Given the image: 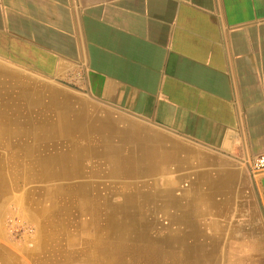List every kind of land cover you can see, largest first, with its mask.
Masks as SVG:
<instances>
[{"label": "crops", "instance_id": "obj_1", "mask_svg": "<svg viewBox=\"0 0 264 264\" xmlns=\"http://www.w3.org/2000/svg\"><path fill=\"white\" fill-rule=\"evenodd\" d=\"M263 154L264 0H0V264H264Z\"/></svg>", "mask_w": 264, "mask_h": 264}, {"label": "built area", "instance_id": "obj_2", "mask_svg": "<svg viewBox=\"0 0 264 264\" xmlns=\"http://www.w3.org/2000/svg\"><path fill=\"white\" fill-rule=\"evenodd\" d=\"M251 168L255 174L264 173V154L252 160Z\"/></svg>", "mask_w": 264, "mask_h": 264}, {"label": "bare ground", "instance_id": "obj_3", "mask_svg": "<svg viewBox=\"0 0 264 264\" xmlns=\"http://www.w3.org/2000/svg\"><path fill=\"white\" fill-rule=\"evenodd\" d=\"M17 103V102H16ZM33 109V108H32ZM107 206V205H106ZM147 223V222H146ZM29 234V233H28ZM14 236V235H13ZM117 236V235H116ZM43 240V239H42ZM126 241V240H125ZM209 261L210 262H214V264H215V262H217V260L216 259H213V258H211V257H209Z\"/></svg>", "mask_w": 264, "mask_h": 264}, {"label": "rangeland", "instance_id": "obj_4", "mask_svg": "<svg viewBox=\"0 0 264 264\" xmlns=\"http://www.w3.org/2000/svg\"><path fill=\"white\" fill-rule=\"evenodd\" d=\"M26 226H27V225H26ZM27 227H28V228H27V229H28L27 232H31L30 227H29V226H27Z\"/></svg>", "mask_w": 264, "mask_h": 264}]
</instances>
